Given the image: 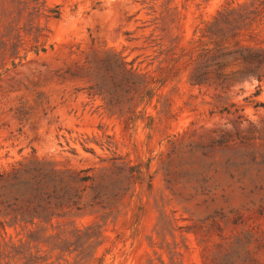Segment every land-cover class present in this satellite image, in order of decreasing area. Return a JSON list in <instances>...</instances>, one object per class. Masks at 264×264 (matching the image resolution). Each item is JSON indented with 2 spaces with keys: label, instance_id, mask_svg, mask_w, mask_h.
I'll return each instance as SVG.
<instances>
[{
  "label": "rangeland",
  "instance_id": "1",
  "mask_svg": "<svg viewBox=\"0 0 264 264\" xmlns=\"http://www.w3.org/2000/svg\"><path fill=\"white\" fill-rule=\"evenodd\" d=\"M249 2L0 0V264H264Z\"/></svg>",
  "mask_w": 264,
  "mask_h": 264
},
{
  "label": "trees",
  "instance_id": "2",
  "mask_svg": "<svg viewBox=\"0 0 264 264\" xmlns=\"http://www.w3.org/2000/svg\"><path fill=\"white\" fill-rule=\"evenodd\" d=\"M258 0H250L249 3L239 4L236 8L228 9V7L224 8V11H218L217 15L222 16L223 13L227 12H235L239 14L240 17H242L241 11H244L248 8V6H254V9H261V12L264 9V6H262L264 0H260L257 3ZM257 11V10H256ZM218 16H214L213 21L206 24V27L204 28L201 36H210L212 37L214 33L211 31L212 25H215L218 21ZM227 18V17H225ZM237 35L236 33L233 34V36ZM223 36V35H222ZM243 36V35H242ZM250 37H252L251 34H249ZM225 39V36L221 38V40ZM238 42H235V45H238L234 50H219L222 45H215L212 47L205 46L203 47V54L209 53V51L213 50V54H211V57H214L218 51H221L223 56H235V58H238L240 62L243 65V68L245 69L247 75H254L256 78L260 79L263 75L264 71V43H255L253 45L248 44H242L239 45ZM224 47V46H223ZM224 49V48H223ZM202 58H205V60H201ZM209 57H203L201 56L200 60H196L194 66V69L191 71L190 75V82L192 84H201L204 82L202 75L205 74V71L203 70L207 64V60ZM218 66H220V63H217ZM245 73V74H246Z\"/></svg>",
  "mask_w": 264,
  "mask_h": 264
}]
</instances>
